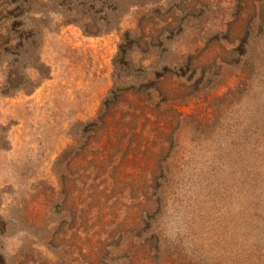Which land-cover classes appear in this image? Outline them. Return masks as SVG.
Masks as SVG:
<instances>
[{"label":"trees","instance_id":"1","mask_svg":"<svg viewBox=\"0 0 264 264\" xmlns=\"http://www.w3.org/2000/svg\"><path fill=\"white\" fill-rule=\"evenodd\" d=\"M241 7L245 32L228 43L238 55L227 53L232 72L220 82L185 102L171 74L118 78L79 123L55 163L62 200L43 245L50 254L73 249L76 264H264V0ZM177 209L190 228L178 246L168 242Z\"/></svg>","mask_w":264,"mask_h":264},{"label":"rangeland","instance_id":"2","mask_svg":"<svg viewBox=\"0 0 264 264\" xmlns=\"http://www.w3.org/2000/svg\"><path fill=\"white\" fill-rule=\"evenodd\" d=\"M255 1L0 0V264H20L25 252L27 264H76L73 249L43 245L62 200L55 163L79 123L118 78L171 74L185 102L208 79L220 82L232 72L227 53L238 55L239 43H228L245 32L241 6ZM186 211L170 220L181 226L168 239L177 246L189 237Z\"/></svg>","mask_w":264,"mask_h":264}]
</instances>
